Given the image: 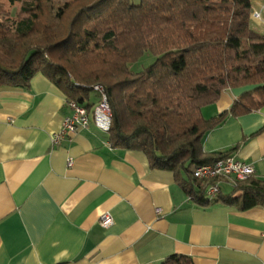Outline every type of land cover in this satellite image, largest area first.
<instances>
[{
	"label": "crops",
	"instance_id": "obj_1",
	"mask_svg": "<svg viewBox=\"0 0 264 264\" xmlns=\"http://www.w3.org/2000/svg\"><path fill=\"white\" fill-rule=\"evenodd\" d=\"M253 11L262 22L251 20L252 28L264 34V0ZM249 91H225L204 119L229 113ZM71 115L67 97L42 75L27 90L0 91V264H264V208L240 210L227 181L218 197L235 203L217 197L201 206L181 186L185 173L151 169L145 154L113 148L93 123L54 147ZM234 149L232 158L264 181V107L230 115L203 140L207 155Z\"/></svg>",
	"mask_w": 264,
	"mask_h": 264
},
{
	"label": "trees",
	"instance_id": "obj_2",
	"mask_svg": "<svg viewBox=\"0 0 264 264\" xmlns=\"http://www.w3.org/2000/svg\"><path fill=\"white\" fill-rule=\"evenodd\" d=\"M253 1L0 0V91L27 90L42 75L68 103L91 111L94 87H103L111 146L142 152L153 170L185 173L188 196L209 206L213 182L197 181L192 169L231 158L237 149L207 155L205 136L230 115L264 107V34L252 28ZM6 6H18L16 18ZM146 55L156 62L134 72ZM245 88L251 91L229 113L204 119L202 110L225 91ZM235 193L240 210L264 208L263 180L240 182ZM164 264L193 262L172 257Z\"/></svg>",
	"mask_w": 264,
	"mask_h": 264
},
{
	"label": "built area",
	"instance_id": "obj_3",
	"mask_svg": "<svg viewBox=\"0 0 264 264\" xmlns=\"http://www.w3.org/2000/svg\"><path fill=\"white\" fill-rule=\"evenodd\" d=\"M251 18L253 21L262 22V13L253 11ZM94 93L99 96V102L92 111L75 102H67V107L72 111V115L65 119L62 130L53 136L52 145L54 147L60 146L63 141L89 129L92 123L102 133L110 132L112 115L105 90L101 86H95ZM69 166H72V162L69 163ZM254 174L255 170L252 165L239 162L232 157L214 165H204L193 170V177L197 181L213 182L207 190V197L211 200H215L219 196L222 181H227L236 187L238 183L254 177ZM112 224L113 218L109 215L104 216L102 227L109 228Z\"/></svg>",
	"mask_w": 264,
	"mask_h": 264
},
{
	"label": "rangeland",
	"instance_id": "obj_4",
	"mask_svg": "<svg viewBox=\"0 0 264 264\" xmlns=\"http://www.w3.org/2000/svg\"><path fill=\"white\" fill-rule=\"evenodd\" d=\"M70 0H61V3L64 4L69 2ZM6 12L9 14V18H16V14L18 12V6L14 8H10L6 6ZM4 20V19H3ZM156 62V58L151 55H146L139 63L132 66L134 72L139 73L150 67Z\"/></svg>",
	"mask_w": 264,
	"mask_h": 264
}]
</instances>
